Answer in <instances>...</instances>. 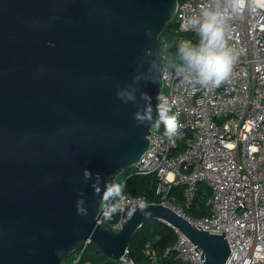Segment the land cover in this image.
Here are the masks:
<instances>
[{
    "label": "water",
    "instance_id": "obj_1",
    "mask_svg": "<svg viewBox=\"0 0 264 264\" xmlns=\"http://www.w3.org/2000/svg\"><path fill=\"white\" fill-rule=\"evenodd\" d=\"M177 3L0 0V264H62L86 241L119 260L151 218L183 232L201 264L225 263L224 231L161 202L124 204L117 228L98 220L105 183L155 126L160 33Z\"/></svg>",
    "mask_w": 264,
    "mask_h": 264
},
{
    "label": "built area",
    "instance_id": "obj_2",
    "mask_svg": "<svg viewBox=\"0 0 264 264\" xmlns=\"http://www.w3.org/2000/svg\"><path fill=\"white\" fill-rule=\"evenodd\" d=\"M256 2L264 5V0ZM208 3L210 0H178L176 30L197 34L181 31L179 25ZM229 25L228 43L239 55L229 78L219 85L205 87L178 75L173 64L179 61H170L161 52L164 67L160 96L171 102L177 129L170 138L156 125L152 127L147 147L130 174H154L158 202L210 233L224 231L229 247L224 264H264V6L255 13L245 11L232 17ZM160 40L162 50L166 40L163 36ZM201 184L209 189L207 212L195 217L186 214L184 207L194 201ZM174 186L183 187V204L173 201L170 192ZM113 198L103 203L98 220ZM117 200L120 213L112 224L114 228L119 226L124 204L130 202L131 207L135 202H148L143 196L126 192ZM172 228L175 241L164 248L162 255L173 252L181 264H201V250L197 246L199 251L194 250L195 244L179 229ZM87 244L86 241L76 248L70 264H78ZM127 253L126 247L119 261L138 264ZM150 254L155 264L154 249Z\"/></svg>",
    "mask_w": 264,
    "mask_h": 264
},
{
    "label": "clouds",
    "instance_id": "obj_3",
    "mask_svg": "<svg viewBox=\"0 0 264 264\" xmlns=\"http://www.w3.org/2000/svg\"><path fill=\"white\" fill-rule=\"evenodd\" d=\"M259 6L256 0H210L201 6L195 13L189 14L179 25L181 31H195L198 40L193 42L188 38H178L176 59L178 64H173L175 72L184 78L195 81L202 86L219 85L229 78L233 64L239 52L228 43L229 21L232 17L242 15L245 11L255 13ZM148 100L150 96L145 94ZM157 120L155 125H164V134L172 137L177 129V117L171 111V102L163 96H158ZM150 108V105H149ZM137 117L140 114L137 113ZM85 174L90 171L85 169ZM104 192L111 200L120 198L124 194L123 185L114 181L105 183ZM78 211H85L79 206ZM116 209L110 211L106 206V214L111 215Z\"/></svg>",
    "mask_w": 264,
    "mask_h": 264
},
{
    "label": "trees",
    "instance_id": "obj_4",
    "mask_svg": "<svg viewBox=\"0 0 264 264\" xmlns=\"http://www.w3.org/2000/svg\"><path fill=\"white\" fill-rule=\"evenodd\" d=\"M166 40V46L161 52L174 61L176 58L178 38L188 37L193 42L198 40V34L181 33L176 30V23L172 19L169 21L165 29L160 33ZM127 176V175H126ZM156 177L154 174H128L123 185L124 192L133 196H143L148 202H158L159 197L154 192ZM183 187L174 186L170 192L173 201L183 204ZM209 189L201 184L194 201L188 207H184L186 214L199 217L207 212L206 198ZM116 209L111 215L106 214V210L102 218L109 223L114 224L119 218V205L116 197L108 205L107 209ZM175 241V233L171 226L167 225L159 219H147L140 225L133 235L130 237L127 249L130 256L138 264H153L150 250L154 249L156 254L155 264H181L175 257L173 252L162 255L165 247L170 246ZM123 264L119 260L108 259L95 250L90 244H87L83 250L78 264Z\"/></svg>",
    "mask_w": 264,
    "mask_h": 264
},
{
    "label": "rangeland",
    "instance_id": "obj_5",
    "mask_svg": "<svg viewBox=\"0 0 264 264\" xmlns=\"http://www.w3.org/2000/svg\"><path fill=\"white\" fill-rule=\"evenodd\" d=\"M174 20V18H173ZM166 91V88L163 87V92ZM159 128L161 130H164V126L160 125ZM134 168V164H131L130 166L124 168L117 176L115 179L116 183L121 184L122 181L125 179L126 175L130 174L133 171ZM76 255V251H72L69 255L66 256V258L63 260L62 264H70L72 262V260L74 259Z\"/></svg>",
    "mask_w": 264,
    "mask_h": 264
}]
</instances>
